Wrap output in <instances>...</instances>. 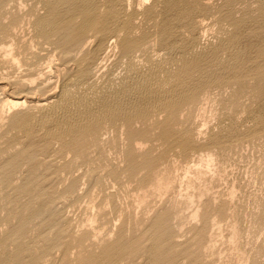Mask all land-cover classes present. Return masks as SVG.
Segmentation results:
<instances>
[{
  "label": "rangeland",
  "instance_id": "374dc122",
  "mask_svg": "<svg viewBox=\"0 0 264 264\" xmlns=\"http://www.w3.org/2000/svg\"><path fill=\"white\" fill-rule=\"evenodd\" d=\"M52 1L0 0V264H264V0Z\"/></svg>",
  "mask_w": 264,
  "mask_h": 264
},
{
  "label": "bare ground",
  "instance_id": "6f19581e",
  "mask_svg": "<svg viewBox=\"0 0 264 264\" xmlns=\"http://www.w3.org/2000/svg\"><path fill=\"white\" fill-rule=\"evenodd\" d=\"M53 1H54V0H53ZM53 1H52V2H53ZM55 1H56V0H55ZM63 1H64V0H63ZM66 1H67V0H66ZM86 1H90V0H86ZM146 1H147V0H146ZM149 1H150V0H149ZM84 2H85V1H84ZM84 2H83V3H84ZM126 2H127V1H126ZM47 3H48V2H47ZM92 3H94V2H91V4H92ZM81 4H82V3H81ZM85 4H86V3H85ZM89 4H90V3L87 2V6H88ZM83 6H84V5H83ZM83 6H82V7H83ZM94 7H95V5H94ZM50 8H51V7H50ZM83 10H84V9H83ZM81 11H82V10H81ZM85 11H86V10H85ZM92 11H94V9H93ZM92 11H91L90 9L87 8V11L85 12V13H86V14H85V15H86V20L84 21L85 23H84L83 25L81 24L82 27H81V29H79V33H80V34H81V33L83 34V32H85V30L91 28L92 25L94 24V23H93V20H92L93 18H91V16H92ZM95 18H96V16H95ZM95 18H94V19H95ZM49 22H51V21H49ZM49 22H47V23H48V27H50V29H52L53 25H52L51 23H49ZM64 22H65V21H64ZM56 24H57V23H56ZM56 24H55V25H56ZM43 25H44V24H43ZM55 25H54V27H55ZM57 25H58V24H57ZM51 31H53V30H51ZM87 31H88V30H87ZM49 32H50V31H49ZM51 33H52V32H51ZM120 35H121V34H120ZM114 45H115V44H114ZM175 46H176V45H175ZM114 49H115V48H114ZM108 50H109V49H108ZM88 52H89V51H88ZM205 53H206V52H205ZM7 54H8V53H7ZM111 54H112V53H111ZM235 54H236V53H235ZM64 55H65V54H64ZM106 58H107V57H106ZM18 60H19V59H18ZM73 62H74V61H73ZM102 63H103V62H102ZM191 65H192V64H191ZM181 66H183V65L181 64ZM184 68H185V67H184ZM191 71H192V70H191ZM162 72H163V71H162ZM190 73H191V72H190ZM93 74H94V73H93ZM153 77H154V76H153ZM165 77H166V76H165ZM139 78H140V77H139ZM194 80H195V79H194ZM36 82H37V81H36ZM134 82H135V81H134ZM136 83H137V82H136ZM148 83H149V82H148ZM134 84H135V83H134ZM192 84H193V83H192ZM146 86H147V85H146ZM148 86H149V85H148ZM197 86H198V85H197ZM186 87H188V86H186ZM135 88H136V87H135ZM177 89H178V88H177ZM180 89H181V88H180ZM190 89H191V88H190ZM171 90H172V89H171ZM181 90H182V89H181ZM193 90H194V89H193ZM193 90H191V91H193ZM186 91H187V90H186ZM186 91H185V94H186ZM194 91H195V90H194ZM148 93H149V92H148ZM178 93H179V92H178ZM192 93H193V92H192ZM146 94H147V93H146ZM154 94H155V93H154ZM156 94H157V93H156ZM162 94H163V93H162ZM187 94H188V93H187ZM170 95H171V94H170ZM176 95H178V94H176ZM180 95H181V94H180ZM188 95H189V94H188ZM192 95H193V94H192ZM182 96H183V97H182ZM197 96H198V95H197ZM135 97H136V96H135ZM151 97H152V96H151ZM160 97H161V96H160ZM170 97H171V96H170ZM158 98H159V97H158ZM158 98H157V99H158ZM165 98H166V97H165ZM168 98H169V97H168ZM172 98H173V96H172ZM172 98H171V99H172ZM174 98H177V99H175L174 102H172L173 100L171 101V103H173L172 105H178L179 103L183 102L182 100L191 99V98H193V96H185V95H181V96H178V97H175V96H174ZM162 99H163V98H162ZM160 100H161V99H160ZM169 100H170V99H169ZM69 101H70V100H69ZM108 101H109V100H108ZM121 101H122V100H121ZM164 101H166V100H164ZM7 102H8V101H7ZM160 103H161V102H160ZM171 103H170V104H171ZM10 104H11V105H10L9 109L11 110L12 108H18V107H20V106H23L24 104H26V102L21 101V100H19V99H16V100L11 101ZM74 104H75V103H74ZM6 105H7V104H6ZM6 105H5V106H6ZM128 105H129V104H128ZM145 105H146V104H145ZM167 106L169 107L170 105H167ZM41 107H42V106H41ZM100 108H101V107H100ZM120 108H121V107H120ZM138 108H140V105H139ZM147 108H148V107L145 106V107H143V109L141 108V110H144V111H145V110H148ZM107 109H108V108H107ZM109 109H110V108H109ZM115 109H116V108H115ZM115 109H114V110H115ZM130 109H131V108H130ZM130 109H129V110H130ZM186 109H187V108H186ZM10 110H9V111H10ZM93 110H94V109H93ZM111 110H113V108H112ZM119 110H121V109H119ZM135 110H136V109H134V111H135ZM139 110H140V109H139ZM139 110H138V112L141 111V110H140V111H139ZM105 111H106V109H105ZM109 111H110V110H109ZM122 111H124V110H122ZM136 111H137V110H136ZM106 112H108V111H106ZM147 112H148V111H147ZM157 112H158V111H157ZM102 113H103V112H102ZM113 113H114V112H113ZM118 113H119V112H118ZM125 113H126V112H125ZM125 113H124V114H125ZM127 113H128V112H127ZM132 113H133V112H132ZM134 113H135V112H134ZM134 113H133V114H134ZM148 113H149V112H148ZM67 114H68V113H67ZM82 114H83V113H82ZM119 114H120V113H119ZM128 114H129V113H128ZM133 114H132V115H133ZM139 114H140V113H138V115H139ZM143 114H144V113H143ZM79 115H80V114H79ZM115 115H116V114H115ZM117 115H118V114H117ZM125 115H126V114H125ZM134 115H135V114H134ZM108 116H110V115L108 114ZM130 116H131V115H130ZM130 116H129V117H130ZM144 116H145V115H144ZM125 117H126V116H125ZM97 118H98V117H97ZM110 118H111V117H110ZM127 118H128V117H126V119H127ZM147 118H148V117H147ZM25 119H26V118H25ZM25 119H24V120H25ZM105 119H106V118H105ZM112 119H113V118H112ZM128 119H129V118H128ZM128 119H127V120H128ZM20 120H21V119H20ZM81 120H82V119H81ZM99 120H100V119H99ZM21 121H22V120H21ZM92 122H94V121L92 120ZM110 122H111V121H110ZM18 123H19V122H18ZM20 123H21V122H20ZM97 123H98V122H97ZM23 124H24V123H23ZM90 124H91V123H90ZM94 124H95V122H94ZM17 125H18V124H17ZM21 125H22V124H21ZM67 125H68V124H67ZM92 125H93V124H92ZM96 125H97V124H96ZM103 125H104V124H103ZM106 125H107V124H106ZM82 126H85V125H81V127H82ZM94 126H95V125H94ZM77 127H78V126H77ZM90 127H91V126H90ZM59 128H60V127H59ZM72 128H73V127H72ZM74 128H75V127H74ZM85 128H86V126H85ZM94 128H95V127H94ZM83 129H84V127H83ZM85 130H86V129H85ZM77 131H78V130H77ZM55 132H56V131H55ZM60 135H61V134H60ZM30 137H31V136H30ZM96 137H97V136H96ZM134 146H135V145H134ZM174 149H175V148H174ZM136 152H137V151H136ZM141 153H142V152H141ZM206 159H207V157H206ZM211 159H212V158H211ZM203 160H204V159H203ZM209 160H210V159H209ZM133 161H134V160H133ZM210 161H211V160H210ZM208 164H209V163H208ZM208 164H207V165H208ZM155 177H156V176H155ZM157 186H158V184H157ZM160 187H161V183H160L159 188H160ZM157 188H158V187H157ZM159 188H158V189H159ZM33 190H34V189H33ZM50 203H51V202H50ZM159 221H160V220H159ZM164 221H165V220H164ZM157 222H158V221H157ZM100 229H101V228H100ZM162 231H163V230H162ZM148 232H149V231H148ZM159 236H160V235H159ZM159 236H158V237H159ZM55 238H56V237H55ZM170 247H171V246H170ZM123 248H124V247H123ZM154 248H155V247H154ZM124 249H125V248H124ZM150 250H151V249H150ZM156 251H157V250H156ZM118 252H119V251H118ZM166 254H167V253H166ZM166 254H165V255H166ZM161 256H162V255H161Z\"/></svg>",
  "mask_w": 264,
  "mask_h": 264
}]
</instances>
